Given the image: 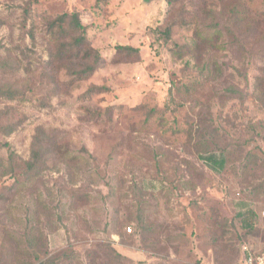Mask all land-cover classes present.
<instances>
[{
	"label": "rangeland",
	"instance_id": "1",
	"mask_svg": "<svg viewBox=\"0 0 264 264\" xmlns=\"http://www.w3.org/2000/svg\"><path fill=\"white\" fill-rule=\"evenodd\" d=\"M73 12L105 62L68 86L49 23ZM0 87L15 92L0 95V264H242L264 248V0H0Z\"/></svg>",
	"mask_w": 264,
	"mask_h": 264
},
{
	"label": "trees",
	"instance_id": "2",
	"mask_svg": "<svg viewBox=\"0 0 264 264\" xmlns=\"http://www.w3.org/2000/svg\"><path fill=\"white\" fill-rule=\"evenodd\" d=\"M97 2L106 0H96ZM173 0H166L171 5ZM49 29L54 35L56 41V48L54 53L51 54V59L48 61L50 65H58L59 69H66L67 73L71 75L65 84L71 85L76 80H84L91 77L94 72L101 67L105 60L99 54L98 50L94 48L90 42L87 34L88 26L84 24L79 18L76 12L72 14L63 13L57 18L52 19L49 23ZM172 26L168 25L162 35L169 39L171 36ZM69 36L70 41L60 40L58 38ZM61 39V38H60ZM118 49H129L131 51H138L137 47L131 45L118 46ZM69 62L70 64H66ZM110 91L107 85H91L84 95L92 96L96 93H103ZM13 90H5L0 87V95L8 98H14ZM8 95V96H7ZM7 133L14 130L13 126H8ZM51 145V136L43 128H39L34 136L31 149V157L27 161V168L29 171L38 172L44 164V157L47 149ZM211 157V156H210ZM72 161L76 160L77 156H72ZM223 166V162L220 164ZM72 178L74 174H71ZM76 201L84 199L86 195L75 194ZM38 264H49V261H41Z\"/></svg>",
	"mask_w": 264,
	"mask_h": 264
},
{
	"label": "built area",
	"instance_id": "3",
	"mask_svg": "<svg viewBox=\"0 0 264 264\" xmlns=\"http://www.w3.org/2000/svg\"><path fill=\"white\" fill-rule=\"evenodd\" d=\"M132 232L131 228H128ZM242 264H264V248L259 250L248 249Z\"/></svg>",
	"mask_w": 264,
	"mask_h": 264
},
{
	"label": "crops",
	"instance_id": "4",
	"mask_svg": "<svg viewBox=\"0 0 264 264\" xmlns=\"http://www.w3.org/2000/svg\"><path fill=\"white\" fill-rule=\"evenodd\" d=\"M139 5H144L146 7H148L149 10L153 11L155 9H157V5L160 3L161 0H157V2L155 1H148V0H135Z\"/></svg>",
	"mask_w": 264,
	"mask_h": 264
}]
</instances>
